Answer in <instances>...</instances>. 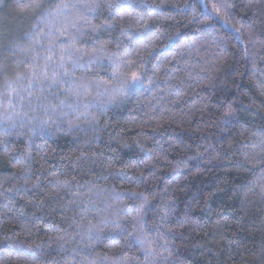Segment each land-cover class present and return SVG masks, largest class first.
Masks as SVG:
<instances>
[{
    "label": "trees",
    "instance_id": "trees-1",
    "mask_svg": "<svg viewBox=\"0 0 264 264\" xmlns=\"http://www.w3.org/2000/svg\"><path fill=\"white\" fill-rule=\"evenodd\" d=\"M23 3L0 0V264H264V0Z\"/></svg>",
    "mask_w": 264,
    "mask_h": 264
},
{
    "label": "snow or ice",
    "instance_id": "snow-or-ice-1",
    "mask_svg": "<svg viewBox=\"0 0 264 264\" xmlns=\"http://www.w3.org/2000/svg\"><path fill=\"white\" fill-rule=\"evenodd\" d=\"M19 7L21 9L39 8V7H41V4H40V0H28V3L20 4ZM77 7H78V5L72 4V3H57V4H55L54 7H52L47 12V14L45 16H42L41 19L42 20H45V21H48V20H51V19H53L55 17L68 16L69 15V10L70 9L77 8ZM83 7L90 8L91 5H87L86 4V5H83ZM73 26H75V25L73 24ZM61 51H62V53L63 52H67L69 55H71L72 49L71 48H62ZM76 51H78V50H76ZM46 59L50 61L52 58H51V56H49ZM60 59H61V62H62L61 63V67H63V61H64V55L63 54L61 55ZM77 64H78V59H77V61L73 62V64H72L73 69L77 66ZM35 75H36L35 72H33L32 78H30V81H29V89H31L32 87L35 86L34 83L32 82V80L35 79ZM60 75L62 77H68L69 76V72L68 71H63L62 73H60ZM123 75L126 76V77L128 76L127 73H124ZM20 79H23V77L17 76L16 80H14L11 83H9V85H8L9 90H10L9 95H11L12 92H16L17 95L19 94L17 92V88L15 87V85L17 84V82ZM139 79H140V76L137 73H135V72H132L131 73V75H130V82H131V84H135L136 81H138ZM38 83L41 85V91H43V88H42L43 81H38ZM56 83H57V81L54 79L52 81V84H56ZM126 86H130V85H126L125 83L121 82L120 85H119V90L120 91H123ZM78 87L85 88V85L81 84V85H78ZM97 87H99V85ZM113 90H117V89L114 87ZM42 99H44V98L37 97V101L38 102L41 101ZM9 103H11V100L10 99H9ZM61 103L63 104L64 102L61 101ZM40 106H41V104L38 103L37 104V107H40Z\"/></svg>",
    "mask_w": 264,
    "mask_h": 264
}]
</instances>
